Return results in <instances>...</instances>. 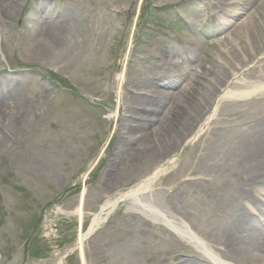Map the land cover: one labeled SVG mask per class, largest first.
I'll list each match as a JSON object with an SVG mask.
<instances>
[{"label":"rangeland","instance_id":"obj_1","mask_svg":"<svg viewBox=\"0 0 264 264\" xmlns=\"http://www.w3.org/2000/svg\"><path fill=\"white\" fill-rule=\"evenodd\" d=\"M224 1L5 0L0 7V81L13 78L23 84L33 115L19 147L0 155V264H59L76 247L79 236L88 232L93 214L136 187L168 157L167 173L153 185V192L183 191L187 197L184 210L190 215L186 222L215 245L216 238L204 232L218 220L200 203L191 207L195 201L188 188L191 178H200L191 176L188 168L198 153L195 146L202 144L206 133L196 138V128L193 141L180 146L174 140L169 150L158 138L151 148L136 145L138 136L128 135L125 125L134 114H147L155 107L144 93L134 92L146 70L165 79L177 75L184 80L182 73L191 66L204 75V83L208 77L216 78L208 69L218 68L223 50L235 52L234 41L240 42L238 32H232L241 21L236 18L234 25L225 24L220 17L225 13L220 14L215 5L222 2L223 11L235 12L234 1ZM70 8L89 26L96 43L86 52H75L68 62L62 55L40 62L27 48L24 36L41 22L58 24ZM121 75L120 91L117 80ZM158 90L175 99L179 89L158 86ZM195 96V103L205 102L202 95ZM132 148L143 151L131 152ZM16 152L37 155L35 167H16ZM83 193L80 222L71 214L78 210ZM147 220L129 210L128 202L119 204L86 242L87 262L103 264L94 254L98 245L108 259L121 253L133 240L135 229ZM257 222L264 229V215ZM147 239L137 255L129 254L132 262L176 264L196 254L156 226ZM64 264H82L80 252Z\"/></svg>","mask_w":264,"mask_h":264},{"label":"bare ground","instance_id":"obj_2","mask_svg":"<svg viewBox=\"0 0 264 264\" xmlns=\"http://www.w3.org/2000/svg\"><path fill=\"white\" fill-rule=\"evenodd\" d=\"M231 1H234L235 12L223 11L225 4L222 2L215 5L220 14L225 13L220 16L225 24L234 25L236 18L241 21L232 32H238L240 42L234 41L235 52L223 50L224 58L219 61L218 68L206 70L216 78L208 77L204 83V75L193 71L191 66L182 73L183 78L186 77L184 80L177 75L174 79H165V76L146 70L137 79L140 86L134 92L144 93L155 107L151 111L146 109L147 114H134L133 120H127L125 125L128 135L138 136L136 145L151 148L152 141L158 138L169 150L174 147V140L180 146L193 141L191 135L196 128V138L206 133L200 140L202 144L195 146L198 153L188 168L191 176L200 178H191L188 188L195 201L191 207L200 203L212 211L214 220H218L209 232H204L212 234L217 242L210 245L186 222L190 215L184 210L187 197L183 191L153 192V185L167 173L171 162L168 157L136 187L107 201L92 215L88 232L79 236L75 247L80 252L82 264H89L84 253L86 242L124 202L129 203V210L148 220L135 229L133 240L121 248V253H114L113 258H106L98 245L94 254L103 264H138L129 259V254L139 253L148 242L153 226L173 234L195 251L191 252L192 255L196 253L191 260H179L176 264H264V229L257 222L264 215V59H260L264 54V0ZM4 6L5 0H0V7ZM65 12L58 24L41 22L32 33L24 36L27 48L40 62L47 63L56 55H62V60L68 62L75 52H86L96 43L97 38L90 33L89 26L82 24L74 9ZM254 62L257 64L252 67ZM123 80V75L117 80L120 91ZM158 86L179 89L177 97L161 93ZM195 95H202L205 102L195 103ZM26 99L22 83L13 78L0 81V155L14 152L26 137L33 115ZM133 151L143 150L132 148ZM36 158L37 155L16 152L13 163L19 169H26L35 167ZM40 164L44 166V161ZM83 200L84 193L78 210L71 214L80 222L84 216ZM169 250L172 249L168 247ZM59 264L64 263L60 261Z\"/></svg>","mask_w":264,"mask_h":264},{"label":"water","instance_id":"obj_3","mask_svg":"<svg viewBox=\"0 0 264 264\" xmlns=\"http://www.w3.org/2000/svg\"><path fill=\"white\" fill-rule=\"evenodd\" d=\"M76 250V248L74 249V250H71L62 260H61V262L63 263L64 262V260L66 259V258H68L71 254H73L74 253V251Z\"/></svg>","mask_w":264,"mask_h":264}]
</instances>
